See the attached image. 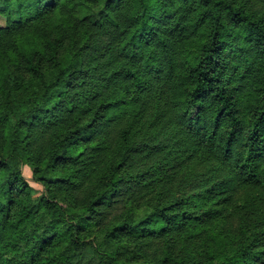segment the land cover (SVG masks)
<instances>
[{
    "label": "trees",
    "instance_id": "obj_1",
    "mask_svg": "<svg viewBox=\"0 0 264 264\" xmlns=\"http://www.w3.org/2000/svg\"><path fill=\"white\" fill-rule=\"evenodd\" d=\"M0 18V264H264V0Z\"/></svg>",
    "mask_w": 264,
    "mask_h": 264
},
{
    "label": "rangeland",
    "instance_id": "obj_2",
    "mask_svg": "<svg viewBox=\"0 0 264 264\" xmlns=\"http://www.w3.org/2000/svg\"><path fill=\"white\" fill-rule=\"evenodd\" d=\"M0 23H1V24L3 23V19H1V18H0ZM22 171H23V174L25 175V177H27L28 179H30V177H31V171H30V168H29L28 166L25 165V166L23 167ZM29 183H30L33 187H35L36 189H38V191L41 190V186H40L39 184L34 183V182H32V181H29Z\"/></svg>",
    "mask_w": 264,
    "mask_h": 264
}]
</instances>
